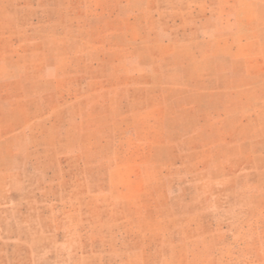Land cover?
<instances>
[{"label": "rangeland", "instance_id": "374dc122", "mask_svg": "<svg viewBox=\"0 0 264 264\" xmlns=\"http://www.w3.org/2000/svg\"><path fill=\"white\" fill-rule=\"evenodd\" d=\"M0 264H264V0H0Z\"/></svg>", "mask_w": 264, "mask_h": 264}]
</instances>
